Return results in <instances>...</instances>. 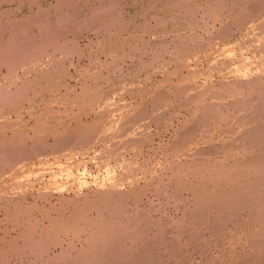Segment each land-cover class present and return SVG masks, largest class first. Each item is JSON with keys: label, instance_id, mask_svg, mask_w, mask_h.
I'll return each mask as SVG.
<instances>
[{"label": "bare ground", "instance_id": "bare-ground-1", "mask_svg": "<svg viewBox=\"0 0 264 264\" xmlns=\"http://www.w3.org/2000/svg\"><path fill=\"white\" fill-rule=\"evenodd\" d=\"M168 173L184 208L150 236ZM5 221L0 264H190L214 226L225 264H264V0H0Z\"/></svg>", "mask_w": 264, "mask_h": 264}, {"label": "rangeland", "instance_id": "rangeland-1", "mask_svg": "<svg viewBox=\"0 0 264 264\" xmlns=\"http://www.w3.org/2000/svg\"><path fill=\"white\" fill-rule=\"evenodd\" d=\"M81 38H82L81 43H85L87 41V37L86 36H82ZM83 59H85V58H83ZM83 59H82V62L85 61ZM72 63L73 64L67 63L65 65V66L69 67V70H70L69 72H74L75 68L79 67V65L81 64V63H77V61H74ZM49 68H51V67L49 66ZM20 70L21 69H18V73H20ZM6 71H7L6 69H2V72L6 73ZM30 74H32V73H30ZM71 84L72 85L75 84V80L74 79L71 80ZM58 108L56 107L55 110L58 109ZM60 108H62V107H60ZM69 109H70L69 111H71V112H75V110H77L73 106L71 108H69ZM11 115L14 116L15 114H11ZM21 117H23L24 119H31L30 114L28 113V111H25L21 115ZM86 117H88V118H86ZM89 118H90L89 115L88 116H85V115L82 116V119H83L82 122H84V123L87 122V120ZM172 125L174 126L175 123H173ZM173 129L170 128V129L166 130L163 133V136H161L160 139L156 140L155 143H157V142H159L161 140L162 141V145L167 146L168 142H170L171 139L173 138V136H172L173 135V133H172ZM145 154H147V155H145V158L148 157L147 160H146L147 166L148 167L150 166V168H152V167L158 168L157 164H159V162L162 161L161 160V155H162L161 149L158 148V146L154 145V147H152L148 151V153L146 152ZM88 169H89V167L86 169L85 172L82 170L81 173L82 172H84V173L81 174L80 176L83 175L82 177H84L88 181H90V178H89V175H88V172H87V171H89ZM94 173H96V172L93 171V175H94ZM98 174L99 175L102 174L101 170L98 172ZM169 176H170L169 173L166 174V176H165V181L168 182V190H167V194L168 195L165 194L166 192L164 194H162L161 196H159L157 194H150L149 193L148 196H146V198L142 202L143 205L145 206L144 210L148 209V211H149V212L145 213L143 215V217H145V219H148L150 221V223L152 224V226H153L149 230L150 231V233H149L150 236H153V234L151 235V233L155 232V229H158L161 225H163L165 227H166V225H168L166 231L170 232V230L173 229L172 222L173 221H179L181 213H182V210L184 208L183 200H180L178 202L179 203L178 206H175V204H176L175 201H173L172 197L169 196V194L172 193V185H174V181L170 180ZM186 180H188V179H186ZM90 182L92 184V181H90ZM181 193H183V195H187L188 194L187 190H183V191H181ZM26 200H29L30 203H31V200L33 201V199L31 197L29 199H26ZM130 208L133 209L131 206H130ZM14 228H16V227L12 226L10 223L5 221L0 227V237H3V236L13 237V236H15L17 230L14 229ZM206 228H207V226H204L203 230L205 231ZM213 230H214L213 233L209 232V234H207V233L206 234H202V236H203L202 239L204 238V235H205V240L206 241H205V246L203 248L206 251H208L210 249L211 252H212V257H214V259H209V260H207L206 258L202 259L200 257L202 255L199 254L200 252L198 250L197 251L196 250H190L188 252L189 253V257L185 260V261H187V263L196 264L199 261H201L200 264H204L205 261H209L208 264H217L218 261H221V264H225L226 263L225 259L227 260V259L231 258V256L228 253V248L229 247H227L226 245H224L225 246L224 247L222 245V243L224 241H227L225 239L228 237V233L226 234V231H225V233H224V231L222 233L221 230H218V228L215 227V226H214ZM215 231H217V232H215ZM201 233H203V232L201 231ZM169 235H171V234L169 233ZM66 238H67V236L65 237V239ZM183 238L186 239L187 237L184 235ZM218 238L220 239L219 241H217ZM81 244L82 243H78L76 245V247H74V249H71L69 251H71L73 254L77 253V249L80 248ZM63 246L65 248L67 247L66 244H64ZM237 248H238V246H237ZM54 251H55V249H54ZM57 252L58 251H56L55 254ZM162 255L166 258V260H164V263H166V264H180L181 263V261L177 260L178 257L176 259L172 260V257L170 258L169 255L165 252V250L163 251ZM67 261L71 262L68 259H67ZM63 262H64V260L60 261L59 263L63 264ZM72 263L73 264H87L83 260H77L76 262L72 261ZM21 264H30V262L29 261H23Z\"/></svg>", "mask_w": 264, "mask_h": 264}]
</instances>
